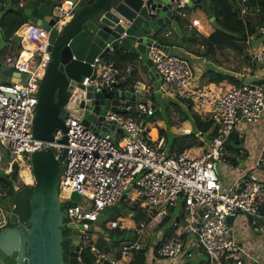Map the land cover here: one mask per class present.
<instances>
[{"label": "built area", "instance_id": "2783aa9c", "mask_svg": "<svg viewBox=\"0 0 264 264\" xmlns=\"http://www.w3.org/2000/svg\"><path fill=\"white\" fill-rule=\"evenodd\" d=\"M73 8L72 0H64L55 11L57 22H66L72 16ZM258 30L264 38V22ZM15 33L22 41L21 49L16 55L0 57V68L11 67L21 72L17 81L0 82V141L5 142L2 147L9 159L3 162L0 152V166L5 171L11 173L17 166L22 180L20 170L30 167L32 151L50 146L60 153L66 147L59 194L67 198L72 221L83 223L85 230L105 207L117 203L120 198L129 205H137L145 213V218L133 224L124 218L111 216L107 219L108 229L119 227L134 233L132 238L123 239L119 245L122 257L141 249L148 230L158 231L169 206L182 200L186 224L175 218L172 221L175 234L166 238L157 252L168 260L167 264H181L180 258L185 253L181 238L184 232L196 237V245L207 253L206 264H230L231 261L248 264L243 257H250L251 251L238 240L233 221L235 217L247 215L252 218V226L264 234V178L241 166L235 172L226 144L231 133L244 123H255L262 118V83L245 80L226 89L217 83L198 84L192 67L180 56L152 47L148 54L161 74L158 92L186 99L196 110L213 117L215 128L203 144L170 151L166 136L139 120L142 115H151L155 111L150 93L137 102L138 118L107 110L106 119L115 121L116 126L105 136L95 134L77 116H66L67 142L60 140L64 135L61 128L55 131L53 139L39 138L32 131V120L39 82L50 61L49 30L25 22ZM113 49L111 47L109 51ZM254 56L264 61V44ZM95 61V79L87 78L86 83L107 85L124 76L112 60L96 57ZM132 90L139 93L140 88L133 87ZM124 106L130 107L127 103ZM113 136H116V142ZM218 161L226 164V173L219 169ZM74 190L80 198L75 205H70ZM134 215L135 212H129L130 219ZM230 215L233 216L231 224L228 223ZM6 220V215H0V227ZM163 234L162 231L161 236ZM83 239L95 259L107 258L91 234L84 231ZM111 261L115 262L114 259Z\"/></svg>", "mask_w": 264, "mask_h": 264}, {"label": "water", "instance_id": "95a60500", "mask_svg": "<svg viewBox=\"0 0 264 264\" xmlns=\"http://www.w3.org/2000/svg\"><path fill=\"white\" fill-rule=\"evenodd\" d=\"M63 1L21 0L10 6L20 13L23 23L49 30L50 61L39 82L32 131L36 137L53 139L61 128L63 142H67L66 116H77L95 134L105 136L116 126L115 121L106 119L107 110L134 113V106L125 107L122 99L141 100L132 90L144 88L143 81L136 78L141 73L137 66L129 67L124 76L110 84L86 83L87 78L95 79L96 57H103L111 47L125 49L140 58L144 70L155 80L161 74L148 54L152 47L184 55L179 47L158 39L166 34L164 27L191 7L201 9L211 21L215 18L203 0H72V16L58 23L55 11ZM6 4L10 5L11 0ZM6 12L0 11V22ZM10 42L22 45L17 33L5 38L0 27V48ZM20 73L2 67L0 82L17 81ZM66 152V147L57 153L50 146L32 151L29 163L34 183L20 186L13 182L10 194L0 188V208L7 212L6 224L0 227V264H113L108 258L93 259L81 242L84 231H96L121 209L122 198L105 207L85 230L83 223L72 221L67 198L59 194ZM4 176L10 177V173L0 166V178ZM79 198L80 194L72 191L69 204L75 205ZM232 220L233 216H228V223ZM64 227L71 232L67 259L62 244Z\"/></svg>", "mask_w": 264, "mask_h": 264}, {"label": "crops", "instance_id": "0c3cea01", "mask_svg": "<svg viewBox=\"0 0 264 264\" xmlns=\"http://www.w3.org/2000/svg\"><path fill=\"white\" fill-rule=\"evenodd\" d=\"M238 1H239V6L242 8L243 18L247 21L256 23L260 19L259 8L255 7L253 10L248 11L246 10L247 9L246 6L243 5V3L240 0ZM203 2L208 5L210 0H203ZM184 12L185 14H182L180 16L186 18L190 22L187 28L188 33L191 32L190 29L192 27L197 28L198 31L204 36H208L210 33L214 31L215 29L214 24L212 22H211L212 24L208 22L209 18L205 15V13L201 9L196 7H191V8H187ZM177 20L178 17L176 16V18L173 20L171 25H166L164 27V32L166 34L158 38L162 43L166 44L165 41L167 40L183 41L182 33L180 31V29L182 28L178 24ZM183 26L187 27V24L185 23L183 24ZM201 27L202 30H199V28ZM263 44H264L263 36L252 35L247 40V47L244 50V52L238 53L237 51H234L230 48H224L223 50L217 49L215 53L210 57H206L200 54L201 52L204 51L203 45L185 44L184 46L186 49L180 46L177 47H179L184 54L189 53V58H190L189 62L191 63L193 73L196 78V83L198 84L217 83L222 89H226L235 84L228 80H223L220 82L210 81L208 75L206 74V69L209 66H213L216 68V70H220L226 74H230L236 77L237 79H239L241 82L245 80L247 81L250 80L251 82H260L264 85V65L261 64V61L257 60L254 56V53L256 51L262 49ZM122 50L126 52L125 49ZM128 66L129 67L137 66V69L141 71V73L136 74V78L143 81L144 88H141L139 90V93L137 94L140 96L141 99H143L145 98V96L149 95L147 90H149L150 87L153 88L159 84L161 80V76L156 77L155 80H152L150 75L144 70L141 60L137 56L134 58V62L130 63ZM125 87L131 88L130 86L127 85ZM162 95L170 99L172 98L165 94ZM152 98L155 104L154 95L152 96ZM179 101L183 103L182 100L179 99ZM122 102L124 104L127 103L130 106H134L136 110L137 104H135V101L133 103H130L129 99L128 100L122 99ZM166 110H167L166 113L168 115L167 120L163 116H161L162 118L160 117L152 121H146V122L142 120V122L146 123V126H150L151 128L152 127L156 128L157 130H159L160 133L161 130H164L165 132L172 131L174 133H184L186 131L191 130L192 128L191 121L186 120L183 117V115L181 114V108H179L174 102H170ZM153 122H155V125H152ZM236 133L239 136L243 137V143H241V146H243V148H241L239 153L236 154L238 161L235 162L232 161L234 171L238 172L237 167L241 166L244 169H249V170L251 169L256 171V173L259 176L264 178V114L262 115V118L258 122L244 123L242 126L239 127ZM162 134L166 135L165 133ZM228 141L233 142V138L232 137L229 138ZM20 181L22 182L24 181L27 183V181L24 178H22V180L20 179ZM134 212L136 213L137 210L133 211V213ZM233 226L236 231L238 240L241 241L245 246H247L251 251L250 257H246V256L243 257L244 259L247 258L249 259L247 263L264 264V234L256 230L250 224L249 219H247V216L245 215H240L238 217H235L233 221ZM106 231H108L107 227L102 224L101 227H98V229L91 234L92 238L98 240L101 238L100 236L102 235L105 236L107 239H111V242H113L112 235H110L109 231L108 233H106ZM129 233L132 234L133 232L128 231V237L132 238L133 236L132 237L129 236ZM157 233H159V230L158 231L154 230L150 233H147V235L144 237L143 240L145 241V247L143 245L142 248L145 250L143 251V254L138 250H134L132 253H130L129 256L126 257L121 256L119 259L118 257H113L112 259L115 260L113 264H167L168 260L162 258L161 256L158 255L157 252L154 251L155 244L159 241L162 232L160 233V235H158ZM185 245H186L185 253L184 255L182 254L180 258L181 264H206V262L202 260H196V261L191 260V258L195 256V253L197 251L203 252L199 247H197L194 237L188 235ZM186 255L188 257L184 258V256ZM123 258H127V261H122L120 263L119 260Z\"/></svg>", "mask_w": 264, "mask_h": 264}, {"label": "trees", "instance_id": "16d2710c", "mask_svg": "<svg viewBox=\"0 0 264 264\" xmlns=\"http://www.w3.org/2000/svg\"><path fill=\"white\" fill-rule=\"evenodd\" d=\"M245 6L246 10L251 11L255 7L259 8L260 12V19L256 22H250L243 18L242 16V8L236 5L234 0H210L208 7L212 12V15L215 16L213 20V24L215 29L212 33L208 36L202 35L197 28H191V32H187L188 25L190 22L183 17H178V24L182 29H180L182 33V40H167L165 41L166 44L171 46H180L184 49L185 44H199L204 46V51L200 54L210 57L212 56L217 49L223 50L224 48H230L238 53L244 52L247 47V40L250 36H262L258 27L261 23L264 22V0H240ZM21 0H11V4L7 6L6 0H0V11L3 9H7L6 14L2 17L0 22V27H2L3 33L5 38H10L16 30L22 25L24 22L20 13L15 10H12L10 6L12 4H19ZM187 24V27L183 26V24ZM180 58L186 61L190 66L191 63L189 62V53L180 56ZM134 56L127 51L124 52L122 48H114L112 51H108L104 56L103 60H112L119 69L122 70V74H126L129 68V64L133 62ZM192 67V66H191ZM193 70V69H192ZM206 74L209 77L210 81L213 82H220L223 80H228L235 85H239L242 82L237 79L236 77L226 74L223 71L216 70L215 67L209 66L206 69ZM151 88V87H150ZM182 104L179 105L178 102L174 101V103L181 108V114L186 120H190L192 123V128L188 133H170L169 131L161 130V133H165L168 142L170 151H182L185 148H189L193 145H201L207 139L205 134L210 135V132H213L215 128V121L213 117L207 113L200 112L196 110L192 103L188 100L181 99ZM133 100H130V103H133ZM155 107V104H154ZM124 114H132L133 116L138 118V112L135 111L134 113L131 112H123ZM156 114L154 111L151 115H142L143 117H139L141 123L146 121L154 120L153 117ZM145 119L142 122V119ZM172 137V141H169V138ZM233 138V142L227 141L226 149L229 151L239 153L241 147L240 144L243 143V137L239 136L236 131H233L230 135V138ZM229 159L233 162L238 161L236 156H230ZM4 178H0V181ZM19 179L18 169L17 166L15 167L14 171L10 173V177H6L5 180L9 185V190L11 192L12 183ZM22 182V181H21ZM125 200L123 199L122 202ZM177 204L179 208H177ZM175 205H171L168 208L167 214L163 217L161 222L159 223L157 228L165 227L164 229V236L159 239V241L155 244L154 251L158 252V249L162 242L166 238H170L175 234V226L172 224V221L175 219L177 222L185 223V216H186V208L185 203L182 200H179L178 203ZM65 208L67 204H64ZM134 218L136 220L145 218V213L139 208L137 205H129V212L136 211ZM156 228V229H157ZM126 231L125 229H122ZM109 231V230H108ZM128 234V231H126ZM110 231V235H111ZM188 233L184 232L181 235V238L184 241V249L186 248V241L188 237ZM127 238L123 239H130L128 235ZM114 243V240H113ZM117 243V242H115ZM198 247V246H197ZM200 248V247H199ZM145 249L141 248L138 251L143 254ZM94 255V254H93ZM95 257V256H94Z\"/></svg>", "mask_w": 264, "mask_h": 264}, {"label": "rangeland", "instance_id": "374dc122", "mask_svg": "<svg viewBox=\"0 0 264 264\" xmlns=\"http://www.w3.org/2000/svg\"><path fill=\"white\" fill-rule=\"evenodd\" d=\"M235 2H236V5H238L239 6V1L237 0H235ZM244 5V4H243ZM242 5V6H243ZM251 19V18H250ZM208 22L209 23H213V21H210V19H208ZM211 23V24H212ZM199 30H202V27L201 28H199ZM21 49V45L20 44H18V43H16V42H10V43H8L6 46H4V47H2V48H0V57L2 58V57H5L6 55H8V54H10V55H16L18 52H19V50ZM185 56H186V54H184ZM184 60V59H183ZM104 61V60H103ZM261 64H263L264 65V61H261ZM157 86L158 85H156L155 87H151V88H149V90H147V92L148 93H150L151 94V96H153L154 95V98H155V111H156V114L154 115V117H153V119H156V118H160L161 116H163L166 120L168 119V115H167V110H166V108H167V106H168V104L170 103V102H174V101H176V102H179L178 104L179 105H183L180 101H179V99L178 98H176V97H172L171 99L170 98H167V97H165L164 95H162L160 92H158V90H157ZM145 95V94H144ZM184 100H186V99H184ZM135 104H137V101H135ZM136 110L137 111H139V107H138V105L136 106ZM168 114H169V112H168ZM135 117V116H134ZM162 118V117H161ZM142 120H145L144 118L142 119ZM152 125H155V122H153V124ZM170 133H173L172 131H169ZM166 136V135H165ZM205 137L207 138V139H209V135H207V134H205ZM113 141L114 142H116L117 141V138H116V136H113ZM166 140H167V142H168V138H167V136H166ZM169 141L171 142L172 141V137H170L169 138ZM2 143H5V142H3V141H0V152H1V154H2V157H3V162H6V161H8L9 159H8V154L5 152V150L3 149V147H2ZM168 146H169V142H168ZM170 147V146H169ZM240 147L241 148H243V146H241V144H240ZM246 147V146H245ZM236 152H233V151H229V155L230 156H236ZM218 167H219V169H221V171H223V173H226L227 172V167H226V164L224 163V162H222V161H218ZM27 168V167H26ZM2 178H6L5 176L4 177H2ZM17 184H19V182H20V179H17V181H15ZM22 183V182H21ZM34 183V181L33 182H31V184H33ZM0 188H1V190L2 191H4V192H6L7 193V191H6V189H5V186L4 185H2V184H0ZM8 190V189H7ZM120 206H121V209L117 212V213H115V214H113L112 215V217H115V218H120V219H122V218H124V219H126L127 220V223H134L135 221H137L135 218H134V216H133V218L132 219H130L129 218V203L127 202V201H124V202H121L120 203ZM179 208V205L177 204V208H176V210ZM0 215H6L7 216V212L4 210V209H2V208H0ZM245 216H247V215H245ZM111 217V216H110ZM247 219H249V221H250V224L252 225V223H251V217H249V216H247ZM236 220H237V218H236ZM184 224H186V222L184 223ZM103 225L104 226H106V222L104 221L103 222ZM108 229V228H107ZM165 229V227H161L160 229H159V232H162L163 230ZM109 230V232L111 231V235H112V237H113V240H114V243L113 242H111V239H107L105 236H100L101 238L100 239H98V240H96V244H97V247L100 249V250H102L104 253H105V256L108 258V259H112L113 257H118V259L121 257V255H120V253H119V245H121V243H122V241H123V238H127V236L126 235H128L127 234V232L126 231H124V230H122L121 228H119V227H117V228H114V229H108ZM155 230V229H154ZM150 232H152V231H150V230H148V232L147 233H150ZM158 235H160V233H157ZM156 236V235H155ZM145 237V236H144ZM144 237H143V239H144ZM163 236H160V239L162 238ZM142 239V243H143V245H144V247H145V241ZM194 240H196V237H194ZM115 242H117V243H115ZM153 244H154V242H153ZM93 254V253H92ZM94 256V255H93ZM188 256L186 255V256H184V258H187ZM191 260H194V261H196V260H202V261H204V262H206L207 263V261H208V256H207V253L206 252H201V251H197L196 253H195V256L194 257H192L191 258ZM249 259L247 258V259H245V262H247ZM120 261V263L122 262V261H127V258H123V259H121V260H119ZM230 264H233V261H231L230 262Z\"/></svg>", "mask_w": 264, "mask_h": 264}, {"label": "flooded vegetation", "instance_id": "af4514ba", "mask_svg": "<svg viewBox=\"0 0 264 264\" xmlns=\"http://www.w3.org/2000/svg\"><path fill=\"white\" fill-rule=\"evenodd\" d=\"M0 183H1L2 185L5 186V189H6V191H7V194H10L11 192H10V190H9V185H8L7 181L5 180V178L2 179V180L0 181ZM16 184H17V183H16ZM24 184H26V183H25V182H22V183H21V181H20L18 185L23 186ZM7 189H8V190H7ZM67 221H68V218H67ZM92 233H93V232H92ZM92 233H89V234H92ZM63 235H64V237H63L62 244H63V248H64V256H65V258L67 259V254H68V251H69L68 247H69V244H70V242H71V232H70V229L67 228V227H64V228H63ZM81 244L84 245V247H86V249L88 250V252H89L90 255L92 256V258L95 259V257L93 256L92 252H91L90 249L88 248V244L84 242V239H83V241L81 242Z\"/></svg>", "mask_w": 264, "mask_h": 264}, {"label": "bare ground", "instance_id": "6f19581e", "mask_svg": "<svg viewBox=\"0 0 264 264\" xmlns=\"http://www.w3.org/2000/svg\"><path fill=\"white\" fill-rule=\"evenodd\" d=\"M25 44H26V46L29 45V41L27 40V38L25 39ZM20 173H21L22 177L27 181V183L31 184V182L34 181V177H33V174L31 172L30 167L22 168L20 170Z\"/></svg>", "mask_w": 264, "mask_h": 264}]
</instances>
